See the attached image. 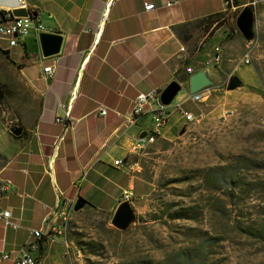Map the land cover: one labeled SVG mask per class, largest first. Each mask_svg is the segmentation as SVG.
<instances>
[{"label": "crops", "instance_id": "obj_1", "mask_svg": "<svg viewBox=\"0 0 264 264\" xmlns=\"http://www.w3.org/2000/svg\"><path fill=\"white\" fill-rule=\"evenodd\" d=\"M168 1L173 0H26L45 31L63 35L60 52L45 57L35 32L16 46L0 38L5 89L0 100V186L6 179L13 183L1 206L20 224H0V257L11 255L0 264H15L29 242L39 244L31 253L44 264H76L74 231L82 230L85 216H113L126 189L134 191L132 205L149 196L155 184L143 172V158L158 140L186 123L181 112H173L155 141L139 143L140 136L152 131L154 118L147 107L130 124L135 97L178 80L184 89L181 98L189 92V76L198 70L218 81L242 68L244 40L232 21L243 5L234 10L230 0H178L172 6ZM146 3L156 8L147 11ZM19 4L0 0L3 8ZM218 51L221 62L204 65ZM50 64L56 70L46 79L43 68ZM188 67L194 71L189 73ZM243 69L248 83H255L257 72L246 64ZM102 104L110 107L105 116L99 111ZM191 108L196 106L186 105ZM14 126L22 127L20 135L11 132ZM118 159L123 162L115 164ZM79 197L87 205L73 208L66 230H51L62 223L59 212ZM31 228L41 229L44 237L33 236Z\"/></svg>", "mask_w": 264, "mask_h": 264}, {"label": "rangeland", "instance_id": "obj_2", "mask_svg": "<svg viewBox=\"0 0 264 264\" xmlns=\"http://www.w3.org/2000/svg\"><path fill=\"white\" fill-rule=\"evenodd\" d=\"M239 4L254 10L253 39L232 23L244 40L243 55L251 49L246 65L257 72V81L248 83L242 63L234 74L243 86L228 89L224 76L203 101L186 104L204 116L158 140L143 158L155 189L135 200V220L120 229L109 214H87L82 230L74 231L76 264H157L164 256L175 262L179 251L196 253L200 244L208 259L191 264H264V0Z\"/></svg>", "mask_w": 264, "mask_h": 264}, {"label": "built area", "instance_id": "obj_3", "mask_svg": "<svg viewBox=\"0 0 264 264\" xmlns=\"http://www.w3.org/2000/svg\"><path fill=\"white\" fill-rule=\"evenodd\" d=\"M252 5L257 4L261 0H249ZM178 0L168 1L167 5L172 6L178 3ZM19 8H27L26 0H19ZM229 5L237 9L235 6V1H228ZM156 8L154 3H146L145 10L150 11ZM14 9L3 8L0 6V38L6 39L9 42L10 46H16L19 44V40L22 37L28 36L31 33L35 32L37 36L41 31H44V25L41 22L40 18L37 15L29 14L27 16H17L13 13ZM239 15V14H238ZM185 49L184 47L182 48ZM222 55L221 52L218 51L214 55H211L204 61V65L211 66L216 63L221 62ZM241 63L250 64L251 63V49L248 47L244 52V55L241 59ZM56 67L54 64H50L44 66V76L46 79H50L55 73ZM189 73L194 71L193 67L187 68ZM229 81V80H228ZM163 90L161 89H153L149 92H140L134 99L133 102V110L131 117L129 118L130 124L136 123L138 118L146 111L147 107L152 110L153 118H154V127L152 131L148 132L146 136L139 137V143L146 144L155 141L157 137V133L160 129L166 126L169 122V119L173 112L179 111L183 114L186 119V122H193L199 118L204 116V112L194 113L186 109V104L188 102H198L203 101L211 92L210 88H204L195 93H191L190 91L179 98L174 104L165 105L161 102V93ZM110 107L107 105H100L99 111L102 115H107ZM61 120V118H59ZM70 126L74 127V124ZM123 162L122 159L115 160V164H121ZM86 171L84 172V174ZM83 177L77 180V185L80 186L82 184ZM13 183L11 180L6 179L2 182L0 186V224L4 225L6 228L13 227L18 228L20 224L17 221L12 219L13 214L10 209L2 208L1 206V197L2 195L9 193L12 189ZM135 199V194L132 189L124 190L121 198L120 204L124 201L133 202ZM75 202L70 206H66L65 209L59 212L62 223L60 225L52 227L51 230L57 231L59 234H62L67 227V222L70 217V213L74 208ZM31 234L37 238H43L44 233L41 229L31 228ZM39 244L36 242H29L24 245L18 256L15 258V264H44L43 259L38 256H35L31 253L32 249H37ZM11 259V255L8 253H3L0 257V261Z\"/></svg>", "mask_w": 264, "mask_h": 264}, {"label": "water", "instance_id": "obj_4", "mask_svg": "<svg viewBox=\"0 0 264 264\" xmlns=\"http://www.w3.org/2000/svg\"><path fill=\"white\" fill-rule=\"evenodd\" d=\"M14 15L17 16H27L29 14L36 15L37 13L27 8H17L13 11ZM254 10L251 5H245L236 19V24L240 32L247 40H251L254 37ZM39 39L41 43V48L43 55L45 57H50L56 55L60 52L63 43V35L51 31H41L39 33ZM214 83L213 78L209 76L206 70H198L197 72L191 74L188 78L189 91L191 93L198 92L204 88L209 87ZM244 85L243 79L237 75L232 74L229 77L228 89L233 90ZM183 89V85L178 80H173L161 93V102L165 105L172 103L177 94ZM11 132L15 135H20L22 133V127L14 126ZM145 135H142L144 137ZM87 205V201L84 197H79L75 204L74 210L79 211ZM136 213L133 205L130 201L122 202L116 212L113 215L112 223L120 228L126 229L135 220Z\"/></svg>", "mask_w": 264, "mask_h": 264}, {"label": "trees", "instance_id": "obj_5", "mask_svg": "<svg viewBox=\"0 0 264 264\" xmlns=\"http://www.w3.org/2000/svg\"><path fill=\"white\" fill-rule=\"evenodd\" d=\"M234 1L238 5L240 0H234ZM235 25L237 26V24ZM4 96H5V89H4L3 84H1L0 82V100L3 99ZM148 239L149 241H151V243L153 242V239L151 236ZM169 239L173 241L175 240V237L170 235ZM198 247L199 248L197 249L199 250H197L196 253L193 251V249H196V248L182 249L176 254L177 256L174 257L176 260L175 262H172L170 257L164 256V260L158 261L157 264H191V261L194 258H197L199 261H207L208 256H209V251L205 248L203 244H200ZM152 263H153V260H149L146 264H152Z\"/></svg>", "mask_w": 264, "mask_h": 264}]
</instances>
